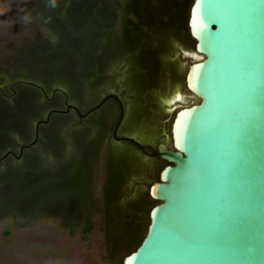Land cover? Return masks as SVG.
Here are the masks:
<instances>
[{
	"label": "rangeland",
	"instance_id": "374dc122",
	"mask_svg": "<svg viewBox=\"0 0 264 264\" xmlns=\"http://www.w3.org/2000/svg\"><path fill=\"white\" fill-rule=\"evenodd\" d=\"M181 1L55 0L53 6L52 0H0V212H8L0 218V264H118L110 259L98 214L87 235L79 226H68L83 222L82 200L71 191L81 181L79 171L91 177L87 160L92 149L79 159L81 127L72 130L74 148L66 152L59 146L53 133L59 119L65 114L66 121L76 122L79 117L74 109L55 110L65 109L66 101L83 113L114 90L126 106L118 136H131L144 146L156 143L166 117L161 98L179 89L186 102L193 100L184 81L190 59L179 53L186 43L162 34L179 19ZM191 1L183 0L186 9ZM111 28L120 33L119 45ZM112 104L108 99L77 125L86 127ZM48 112L39 128L46 130L44 142L51 152L34 143L35 124ZM110 133L100 150L96 195L110 144L118 178L114 206L130 210L129 227L143 228L150 200L142 194L156 180L155 157Z\"/></svg>",
	"mask_w": 264,
	"mask_h": 264
},
{
	"label": "water",
	"instance_id": "95a60500",
	"mask_svg": "<svg viewBox=\"0 0 264 264\" xmlns=\"http://www.w3.org/2000/svg\"><path fill=\"white\" fill-rule=\"evenodd\" d=\"M194 49L179 89L161 98L166 117L156 152L166 164L148 193L145 235L121 264H264V0H192ZM179 97V99H177ZM112 130L116 141L125 106ZM51 112L47 113L46 118ZM41 121L36 122L37 126ZM169 123V129L166 125Z\"/></svg>",
	"mask_w": 264,
	"mask_h": 264
},
{
	"label": "trees",
	"instance_id": "16d2710c",
	"mask_svg": "<svg viewBox=\"0 0 264 264\" xmlns=\"http://www.w3.org/2000/svg\"><path fill=\"white\" fill-rule=\"evenodd\" d=\"M181 2L182 7L180 10L181 15L179 19L176 20V22L174 23H170L165 29H163L162 34H169L173 37L183 40L186 43V49L191 50L194 49L195 41L190 36L189 29L187 26V17L185 18L186 12L188 13V9L185 8L183 0ZM46 26L50 28L53 33H56V31L51 27L50 24H48V22L46 23ZM110 32L112 33V38L114 39L115 44L119 45L121 37L120 33L114 32L113 28L110 29ZM86 74L89 75L88 71H86ZM87 79L82 82L81 87L85 86V84L87 83ZM86 112L87 111H84L83 113ZM67 116L68 115L63 114L62 118L59 119L57 123L58 126L56 130L53 132L57 136L56 140L57 143L60 144L59 146L64 149L68 144H71L72 148H74L75 143L74 139L72 138V130L77 127H81V130L84 129L85 133L83 135L82 144L78 146L79 149L83 150V153L79 156V159H84V154L92 149V152L87 160L88 169H91V177H86V174L83 172V170L79 171L81 177L79 180L81 181L78 182V184L71 191L74 195L78 196V198L82 200L81 210L83 211V222L71 223L68 226L71 230H73L74 227L79 226L81 233L83 235H87L93 230L95 226L93 222V217L98 214L100 217L102 230L110 246V259L113 260L117 258L118 264H121L124 256L134 251L140 244L143 236L145 235L147 224L143 228L138 227L136 229H133L129 227L125 223V219L127 218V215L130 210L128 208L114 206V204L119 201V195H117L115 191L116 186H118V178H116L113 173L112 159L109 152L110 144H108L106 150L104 151L105 156L103 164L105 176L101 184L102 188L100 196L96 195V190L94 188V185L96 184V169L98 168L100 150L103 143V139L107 132L112 131L118 119V105L114 101V104H112L110 107H107L106 110L103 111L102 114L98 115L93 122L85 125L86 127L81 126L80 123L79 125H74V122L66 121ZM46 119L47 118H45V120ZM45 131L46 130L39 128V132L41 135L38 141H40L41 147L44 151L51 152L48 145L40 139L41 136H45ZM91 141L92 144L90 143ZM160 141L161 140H158L149 148L152 147L155 149L156 144H158ZM89 146H91V149H89ZM58 156H60V153H58ZM154 161L157 164V170H160L166 164L165 161L159 159L158 157L154 158ZM155 179H158V174ZM147 198H149L150 200L149 207L146 213V215L148 216L150 207L156 204L157 201L152 200L150 198L148 189L142 194V199ZM42 201L40 203H43ZM5 214H8V212H0V218ZM138 220L140 219L138 218Z\"/></svg>",
	"mask_w": 264,
	"mask_h": 264
},
{
	"label": "flooded vegetation",
	"instance_id": "af4514ba",
	"mask_svg": "<svg viewBox=\"0 0 264 264\" xmlns=\"http://www.w3.org/2000/svg\"><path fill=\"white\" fill-rule=\"evenodd\" d=\"M192 2V1H191ZM187 15H188V13H187ZM109 92H115L118 96H119V98L121 99V101L123 102V104H124V106H125V102H124V100L122 99V97H121V95L119 94V92H117V91H114V90H109ZM110 99H113L116 103H117V101L114 99V98H110ZM104 104V103H103ZM69 104H67V102L65 101V109H66V107L68 106ZM117 105H118V103H117ZM118 108H119V105H118ZM70 109H73V108H70ZM69 109V110H70ZM75 110V109H74ZM80 111V110H79ZM125 111H126V106H125ZM81 113V112H80ZM81 114H84V113H81ZM46 116H47V114L45 115V118H46ZM78 117H79V119H81V118H83V117H81V116H79L78 115ZM45 118L44 119H41V120H45ZM41 120H38V121H41ZM77 124V121L76 122H74V125H76ZM120 128V127H119ZM119 128H118V130H119ZM113 130V129H112ZM118 130H117V132H116V135L118 136ZM40 132H39V124H38V126H37V132H36V124H35V130H34V138H36L35 139V141H34V143L36 142V143H38L37 141H38V139H39V137H40ZM110 136H111V138L113 139V137H112V131H111V133H110ZM44 137L45 136H41V140H43L44 141ZM118 137H120V136H118ZM33 138V139H34ZM129 142V141H128ZM131 143V142H130ZM133 144V143H132ZM138 150H139V148L135 145V144H133ZM38 146L39 147H41V144H38ZM143 147H144V150H145V152L147 153V154H149V156L151 157L152 156V154H154L155 152H156V146H157V144H156V146H155V149L154 148H149L150 146H144V145H142ZM42 148V147H41ZM72 149V147H71V144H68L65 148H64V150L66 151V152H69L70 150ZM140 151V150H139ZM42 153H45V152H43L42 151ZM144 155V154H143ZM152 157H155V156H152ZM155 158H157V157H155ZM159 158V157H158ZM160 159V158H159Z\"/></svg>",
	"mask_w": 264,
	"mask_h": 264
},
{
	"label": "clouds",
	"instance_id": "9594fccd",
	"mask_svg": "<svg viewBox=\"0 0 264 264\" xmlns=\"http://www.w3.org/2000/svg\"><path fill=\"white\" fill-rule=\"evenodd\" d=\"M52 5L54 6L55 5V0H52ZM27 19V18H26Z\"/></svg>",
	"mask_w": 264,
	"mask_h": 264
},
{
	"label": "snow or ice",
	"instance_id": "6c2138e0",
	"mask_svg": "<svg viewBox=\"0 0 264 264\" xmlns=\"http://www.w3.org/2000/svg\"><path fill=\"white\" fill-rule=\"evenodd\" d=\"M177 99H179V97H177Z\"/></svg>",
	"mask_w": 264,
	"mask_h": 264
}]
</instances>
